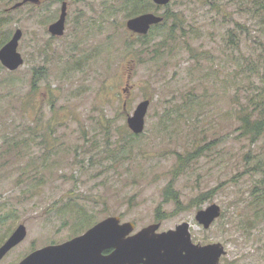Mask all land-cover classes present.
Segmentation results:
<instances>
[{
	"label": "rangeland",
	"instance_id": "1",
	"mask_svg": "<svg viewBox=\"0 0 264 264\" xmlns=\"http://www.w3.org/2000/svg\"><path fill=\"white\" fill-rule=\"evenodd\" d=\"M20 1L0 0V40L21 28L25 60L14 71L0 61V245L22 223L27 236L0 264L109 216L136 229L158 218L164 228L188 221L195 242L224 245L221 264H264V201L256 209L251 194L264 178V136L243 135L235 114L264 77V22L246 0L154 3L150 11L176 13L181 23L171 17L153 29L152 50L172 30L157 54L140 48L123 11L103 15L105 0L11 9ZM63 1L66 31L56 37L48 26ZM108 38L114 52L88 57ZM129 40L136 46L127 52ZM40 68L46 72L34 84ZM146 98L145 130L135 134L127 119ZM197 150L175 174L177 158ZM170 183L178 203L166 202ZM204 194L211 198L198 205ZM213 202L222 213L206 229L196 212ZM77 214L91 215L90 226L81 229Z\"/></svg>",
	"mask_w": 264,
	"mask_h": 264
},
{
	"label": "water",
	"instance_id": "2",
	"mask_svg": "<svg viewBox=\"0 0 264 264\" xmlns=\"http://www.w3.org/2000/svg\"><path fill=\"white\" fill-rule=\"evenodd\" d=\"M158 6H166L171 0H153ZM27 2L40 4L41 0H22L14 4L15 9ZM68 15L67 1L62 2L61 12L57 20L49 24V32L56 37L65 34ZM164 21V16L147 11L127 19L126 26L129 30L147 35L153 25ZM23 30L17 28L12 37L0 48V61L10 71L18 69L24 64V57L19 51V43ZM129 85V83H127ZM127 91V88H124ZM151 104V99L142 100L134 113L127 119L129 128L135 133L144 132L146 115ZM126 106V102H124ZM222 208L216 202L200 208L196 212V220L208 229L220 217ZM159 227L153 224L144 228L139 235L149 233ZM135 229L133 222H121L119 216H109L98 221L85 232L59 244H50L41 247L19 264H134L143 255L144 248L136 249L137 242L129 236ZM27 227L20 224L11 236L0 246V260L18 243L25 239ZM160 244L163 258L173 259L174 264H221V257L226 254L224 245L220 242L208 244L195 243L192 239L190 223L181 222L175 229H170L158 235V240L146 243L145 251L150 259L156 257ZM116 248L109 255H103V250Z\"/></svg>",
	"mask_w": 264,
	"mask_h": 264
},
{
	"label": "trees",
	"instance_id": "3",
	"mask_svg": "<svg viewBox=\"0 0 264 264\" xmlns=\"http://www.w3.org/2000/svg\"><path fill=\"white\" fill-rule=\"evenodd\" d=\"M56 1H60V0H51V2H56ZM246 2L247 5H250L251 10L257 12L259 18L262 20V22H264V0H246ZM154 6L155 5L152 0H118L117 3L112 2L111 0L109 1L105 0L103 15L104 16L107 15L108 17L111 14L115 15L118 13V10L120 9V11H123L125 13L126 17H132L140 13L150 11ZM171 17L174 19L175 26L181 25L179 19L177 18L176 13H172V15L166 14L165 21L163 23H160L159 25L154 26L150 31V33L155 28H158L159 32L162 31V29L166 28L167 19ZM48 19L49 17L44 19V21L47 22ZM88 22H91V20ZM150 33L141 36L139 37V39H137L140 41L139 43L141 45L140 48L144 49L145 52L148 53L155 52L157 54L160 53V50H163L167 45H169L167 39L169 36L172 37V30L169 31L168 36L163 41L157 43V47L155 48V50H152L151 48V44H150L151 38L149 37L151 35ZM9 37H10L9 33L5 35L3 39L0 40V46H2ZM171 40H175V39L172 38ZM100 44L101 46L99 47L97 52L96 51H94V53L90 52L88 54V57L92 58V55L94 57L96 56L102 57V54L108 55V50L114 52L113 42H110L109 38L108 40L106 39ZM134 46H136V44H134L133 40L132 41L129 40V43H127L126 47L124 48V51L126 50L127 52H130L133 50ZM83 63L85 62L83 61ZM45 72L46 71H44L43 74H45ZM41 73H42L41 68L35 70L33 74L34 84H36V82L40 80V77L43 75ZM260 80L263 81L262 88H260V90H258L257 92L251 91L250 94L246 95L244 103H242L240 107L237 109V112H235L236 118L240 121L239 129L241 130L242 134L250 138L253 142H257L259 139H261L264 136V77H260ZM255 83H256L255 81H252L253 86H255ZM110 121L111 120L107 119L108 129H110V123H109ZM194 153L195 155L192 154V156L186 157L185 159L181 156L177 158L179 162V166L178 169H176L175 174L176 173L180 174L183 171L184 167L188 165L189 161L193 159L195 156H198L200 154L199 150H197ZM80 162L82 166L86 164V160L85 161L80 160ZM164 194L166 197V202L170 200L176 203L179 202L180 196L178 195L176 190H174L171 183L166 186ZM251 194L252 196H254L255 208L256 209L262 208L260 204H262L264 201V178L260 179L259 183L253 187ZM210 198H211L210 196L206 198V194H204L196 200V203H198L199 205ZM261 211L262 210L260 209V212ZM69 212L70 214H72L74 211L73 209H69ZM74 218L76 219L75 222H77L78 225L81 226V229L87 228L92 223L91 215L80 216L77 214L74 216Z\"/></svg>",
	"mask_w": 264,
	"mask_h": 264
},
{
	"label": "flooded vegetation",
	"instance_id": "4",
	"mask_svg": "<svg viewBox=\"0 0 264 264\" xmlns=\"http://www.w3.org/2000/svg\"><path fill=\"white\" fill-rule=\"evenodd\" d=\"M158 6V5H157ZM160 7V6H159ZM130 18V17H129ZM154 27V25L152 26V28ZM151 28V30H152ZM132 32V31H131ZM134 35H136V38L139 39V37L141 36H144V35H141L139 33H135V32H132ZM184 222V221H182ZM134 223V222H133ZM181 223V222H180ZM180 223L176 224L175 227H172V228H164V223H163V220H161L160 218L154 220L152 223L148 224V225H145L143 227H141L140 229H136V225H135V229L134 231L129 235V236H132L133 239L137 242L136 244V249H140V247L142 246V248H144V253L143 255H141V258L138 259L134 264H174L173 262V259L171 260H166L165 258H163L162 256V253L164 252L162 249H161V246L159 243H157V245L155 246L156 249L160 250L157 252L156 254V257L153 258V259H150L147 252L145 251V245L146 243H150L151 240H158V235L163 233V232H166L170 229H175ZM135 224V223H134ZM153 224H159V227H157L156 229H152L149 233H145L143 235H139V233L146 227L150 226V225H153ZM16 229V228H15ZM14 229V230H15ZM13 230V231H14ZM10 232V234L5 238L4 242L11 236V234L13 233ZM27 236V235H26ZM26 238V237H25ZM192 239H193V236H192ZM69 240V239H68ZM67 241V240H66ZM194 241V239H193ZM23 240L20 242L22 243ZM65 242V241H63ZM61 242V243H63ZM195 242V241H194ZM18 243L17 245H15L9 252H11L12 250L16 249V247L20 244ZM195 243H200V242H195ZM54 244H59V243H54ZM202 244V243H200ZM208 244V243H207ZM49 245V244H48ZM204 245V244H203ZM46 246V245H45ZM43 247V246H42ZM18 248V247H17ZM41 247H35V248H32L31 250H29L27 253L24 254V256L18 260V262H16L15 264H19L23 259H25L29 254H31L33 251L39 249ZM116 248H107L105 250H103V255H109L113 252V250H115ZM8 252V253H9ZM7 253V254H8ZM6 254V255H7ZM5 255V256H6ZM4 256V257H5ZM3 257V258H4Z\"/></svg>",
	"mask_w": 264,
	"mask_h": 264
},
{
	"label": "bare ground",
	"instance_id": "5",
	"mask_svg": "<svg viewBox=\"0 0 264 264\" xmlns=\"http://www.w3.org/2000/svg\"><path fill=\"white\" fill-rule=\"evenodd\" d=\"M214 9V8H213ZM260 27V26H259Z\"/></svg>",
	"mask_w": 264,
	"mask_h": 264
}]
</instances>
